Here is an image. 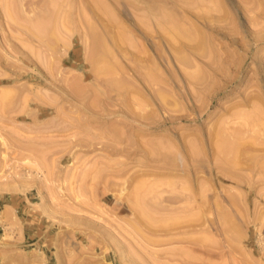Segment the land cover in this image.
<instances>
[{
	"label": "rangeland",
	"instance_id": "rangeland-1",
	"mask_svg": "<svg viewBox=\"0 0 264 264\" xmlns=\"http://www.w3.org/2000/svg\"><path fill=\"white\" fill-rule=\"evenodd\" d=\"M0 264H264V0H0Z\"/></svg>",
	"mask_w": 264,
	"mask_h": 264
},
{
	"label": "bare ground",
	"instance_id": "bare-ground-1",
	"mask_svg": "<svg viewBox=\"0 0 264 264\" xmlns=\"http://www.w3.org/2000/svg\"><path fill=\"white\" fill-rule=\"evenodd\" d=\"M103 8H104V7H103ZM103 8H102V10L100 9L102 13H103V11H104ZM151 12H152V11H151ZM104 14H107V12L104 11ZM107 16H108V14H107ZM157 17H158V16H157ZM163 17H164V16H163ZM68 18H69V17H68ZM155 18H156V17H155ZM163 19H164V18H163ZM70 20H71V19H70ZM159 21H160V20H159ZM30 23H31V22H30ZM38 23H39V21H38ZM86 23H87V22H86ZM154 23H155V22H154ZM159 23H160V22H159ZM31 24H32V23H31ZM34 24H35V23H34ZM42 24H43V22H42ZM88 24H89V23H88ZM44 27H45V26H43L42 28L44 29ZM88 27H89V26H88ZM92 27H93V26H92ZM36 28L39 29L38 27H36ZM36 28H35V29H36ZM40 28H41V27H40ZM89 28H90V27H89ZM23 29H24V28H23ZM104 29H106V28H104ZM33 30H34V28H33ZM44 30H46V29H44ZM30 31H31V30H30ZM40 31H41V30L39 29L38 32L41 34ZM42 31H43V30H42ZM120 31H121V30H120ZM122 31L124 32L125 30H122ZM35 32H36V31H35ZM29 33H30V32H29ZM31 33H32V31H31ZM102 33H103V32H102ZM102 33H101V34H102ZM42 34H43V33H42ZM44 34H45V33H44ZM98 34H99V33H98ZM31 35H32V34H31ZM33 35H35V34H33ZM117 35H118V34H117ZM117 35H116V36H117ZM127 35H128V34H127ZM35 36H36V35H35ZM37 36H38V33H37ZM45 36H46V35H45ZM95 36H96V35H95ZM189 36H191V35H189ZM110 37H111V36H110ZM124 37H125V36H124ZM36 38H37V37H36ZM39 38H40V37H39ZM111 38H112V37H111ZM126 38H127V37H126ZM126 38H125V40H126ZM191 38H193V37H191ZM37 39H38V38H37ZM41 39H42V38H41ZM96 39H97V38H96ZM98 39H99V38H98ZM119 39H120V38H119ZM119 39H118V40H119ZM39 40H40V39H38V41H39ZM46 40H47V39H46ZM42 41H43V39H42ZM91 41H93V39H92ZM100 41H101V40H100ZM103 41H104V40H103ZM103 41H101V43H102ZM40 42H41V41H40ZM46 42H48V41H46ZM112 42H114V41H112ZM41 43H42V42H41ZM91 43H92V42H91ZM117 43H118V42H117ZM121 43H122V42H121ZM47 44H48V43H47ZM102 46H103V45H102ZM104 47H105V46H104ZM106 48L108 49V47H106ZM110 48L112 49V47H110ZM48 49H49V48H48ZM110 51H111V50H110ZM106 52H107V51H106ZM112 53H113V52H112ZM99 54H100V53H99ZM92 55H93V54H92V51H91V56H92ZM110 55H111V54H110ZM112 55H113V54H112ZM105 56L108 57V53H107V55H105ZM99 57H100V56H99ZM103 57H104V56H103ZM110 57H111V56H110ZM182 59H183V58H182ZM185 59H186V58H185ZM187 60H188V58H187ZM188 61H189V60H188ZM98 63H99V62H98ZM98 63H97V66H98ZM102 63L104 64V61H102ZM103 64H102V67H105V66H103ZM106 65H107V64H106ZM110 65H111V64H110ZM118 65H119V64H118ZM95 66H96V65H95ZM99 67H100V64H99ZM99 67H97V68H99ZM119 67H120V65H119ZM97 68H96V69H97ZM107 68H109V67L106 66V69H107ZM110 68H111V66H110ZM112 68H113V66H112ZM100 69H103V68L100 67ZM100 69H97V70L100 71ZM104 69H105V68H104ZM104 69H103L102 72L104 73V71H105L104 75H105V77L107 78L106 69H105V70H104ZM107 70H108V69H107ZM94 71H95V69H94ZM108 71H109V70H108ZM108 71H107V72H108ZM116 71H117V70H116ZM116 71H115V72H116ZM150 71H152V70H150ZM109 72H110L111 74H109ZM109 72H108V77H109V75H111L109 78L112 77V79H114L113 77H115V75H112L114 72H111V71H109ZM139 72H140V71H139ZM148 72H149V71H148ZM144 73H145V72H144ZM199 73H200V72H199ZM142 74H143V73H142ZM147 74H148V73H147ZM150 74H151V73H150ZM156 74H157V73H156ZM194 74H195V73H194ZM196 74H197V73H196ZM104 75H99V74H98V76H103V77H104ZM140 75H141V74H140ZM141 77H142V75H141ZM143 77H144V74H143ZM148 77H149V76H148ZM157 77H158V76H157ZM192 77H193V76H192ZM192 77H191V78H192ZM140 79H141V78H140ZM146 79H147V78H146ZM194 79H196V78H194ZM108 80H109V82H110V79H108ZM144 80H145V78H144ZM149 80H150V78H149ZM152 80H153V79H152ZM152 80H151V81H152ZM154 80H155V78H154ZM147 81H148V80H147ZM107 82H108V81H107ZM154 82H155V81H154ZM161 82H162V81H161ZM77 83H78V81H77ZM77 83H75V84H77ZM115 83L117 84V80L115 81ZM115 83H114V84H115ZM147 83H149V82H147ZM151 83H153V81H152ZM75 84H74V85H75ZM108 84H109V83H107V85H108ZM156 84H157V83H156ZM158 84H159V83H158ZM158 84H157L156 86H158ZM109 85H111V84H109ZM117 85H120V83H118ZM150 85H151V84H150ZM80 86H81V84H80ZM105 86H106V85H105ZM114 86H115V85H114ZM114 86H112V87L114 88ZM77 87L80 89L79 86H77ZM106 88H107V86H106ZM118 88H119V87H118ZM120 88H122V87H120ZM120 88H119V90H120V91H123V90H121ZM75 89H76V88H75ZM79 89H77V90L79 91ZM81 89H84V88H81ZM81 89H80V90H81ZM108 89H109V88H108ZM114 89H116V88H114ZM123 89H124V87H123ZM78 91H76V92H78ZM107 91H108V90H107ZM109 91H110V89H109ZM112 91H113V89H112ZM79 92H80V91H79ZM103 92H104V91H103ZM113 92H114V91H113ZM158 92H159V91H158ZM161 92H163V91L161 90ZM165 93H166V92H165ZM77 94H78V93H77ZM159 94H160V95H163V93H162V94L159 93ZM79 95H81V94H79ZM82 95H83V94H82ZM157 95H158V94H157ZM158 96H159V95H158ZM98 97H99V96H98ZM98 97H97V99H98ZM160 97H161V96H160ZM165 99H167V98H165ZM162 100H163V99H162ZM165 101H166V100H165ZM138 102H139V101H138ZM141 103H142V102H141ZM137 105H138V106H141L142 104H140V105L137 104ZM143 105H144V104H143ZM130 108H131V107H130ZM142 108H143V107H142ZM142 108H141V109H142ZM145 108H147V106H146ZM131 109H132V108H131ZM144 110H146V109H144ZM130 112H131V111H130ZM133 113H135V112H133ZM133 113H132V114H133ZM135 115H136V114H135ZM135 115H133V116H135ZM137 116H138V115H137ZM131 117H132V116H131ZM140 117L142 118V115H141ZM138 119H139V118H138ZM141 129H142V128H141ZM223 131H224V130H223ZM227 131H228V130H227ZM228 132H229V131H228ZM223 133H225V132H223ZM225 134H226V133H225ZM225 134H224V135H225ZM114 135H115V134H114ZM115 136H116V135H115ZM221 138H222V137H221ZM224 139H225V138H224ZM226 139H228V138H226ZM226 139H225V140H226ZM220 142H221V141H220ZM225 143H228V142L225 141ZM229 143H230V142H229ZM149 145H150V144H149ZM157 145H158V144H157ZM221 145H222V144H221ZM231 145H232V144H231ZM151 146H152V144H151ZM222 146H223V145H222ZM158 147H159V146H158ZM158 147H157V148H158ZM224 147H225V146H223V148H224ZM157 148H156V149H157ZM228 148H229V147H228ZM228 148H227V149H228ZM159 151H160V150H159ZM155 152H156V151H155ZM151 153H152V152H151ZM159 154H160V153H159ZM151 155H152V154H151ZM162 155H164V154H162ZM166 155H168V154H166ZM156 156H157V155H156ZM163 159H164V158H162V160H163ZM168 160H171V159L168 158ZM139 162H140V161H139ZM170 162H171V161H170ZM174 162H175V161H174ZM171 163H172V162H171ZM165 164H167V163H164V165H165ZM143 165H144V164H143ZM169 166H171V165H169ZM155 167H157V166H155ZM165 167H166V166H165ZM168 168H169V167H168ZM173 169H174V168H173ZM155 170H156V169H155ZM155 170H153L154 173H155ZM163 170H164V169H162V171H163ZM158 171H159V170H158ZM160 171H161V170H160ZM156 172H157V170H156ZM157 174H158V173H157ZM157 174H156V175H157ZM146 175H148V174H146ZM155 182H156V181H155ZM142 183H144V182H142ZM150 183H151V182H150ZM148 184H149V183H148ZM143 185H145V183H144ZM150 185H151V184H149V186H150ZM147 187H148V186H147ZM139 188H141V187H139ZM147 189H148V188H147ZM124 190H125V189H123V191H124ZM143 190H144V189H143ZM148 190H149V189H148ZM148 190H147V191H148ZM144 191H146V190H144ZM144 191H143V192H144ZM159 191H160V190H159ZM141 193H142V192H141ZM146 194L148 195V193H146ZM152 194H153V192H152ZM135 195H136V194H135ZM143 195H144V194H143ZM155 196H156V194H155ZM156 197H158V196H156ZM137 198H138V196H137ZM148 198H149V197H148ZM154 198H155V197H154ZM135 199H136V197H135ZM141 200H142V199H141ZM141 200H140V203H142ZM150 200H152V199L150 198ZM187 200H188V199H187ZM190 201H191V200H190ZM136 202H137V201H136ZM146 202H147V201H145V204H146ZM133 203H134V202H133ZM138 203H139V200H138ZM136 204H137V203H136ZM136 204H134L135 207L137 206ZM131 206H132V205H131ZM148 206H149V205H148ZM153 206H155V205H153ZM139 207H140V204H139L138 208H139ZM132 208H133V207H132ZM136 208H137V207H136ZM141 211H142L141 214L143 213V214L146 215V213H148V212H145V211H143V210H141ZM136 212H137V211H136ZM138 212H139V211H138ZM134 213H135V212H134ZM142 216H143V215H142ZM146 216L148 217V215H146ZM149 216H150V214H149ZM137 217H138V216H137ZM143 218H145V217H143ZM148 218H150V217H148ZM148 218H147V220H148ZM137 219H138V218H137ZM135 220H136V219H135ZM149 220H150V219H149ZM164 220H165V219H164ZM174 220H175V219H174ZM174 220H173V221H174ZM130 221H131V220H130ZM130 221H129V222H130ZM173 221H172V222H173ZM138 223H140V221H138ZM164 223H165V222H164ZM175 223H176V222H175ZM165 224H166V223H165ZM170 224H171V221H170ZM170 224H169V225H170ZM140 225H141V227L143 226L142 224H140ZM166 225H167V224H166ZM172 225H173V224H172ZM133 227H134V231L136 232L135 234H137L138 236H140V238H143L144 241H146L147 243H150V242L152 241V239L150 240V238L148 237L149 235L146 236V234L143 232V229H142L139 225L134 224ZM147 231H148V230H147ZM145 232H146V231H145ZM147 234H149V233H147ZM150 236H151V234H150ZM143 240H142V241H143ZM150 244H154V241H152V243H150Z\"/></svg>",
	"mask_w": 264,
	"mask_h": 264
}]
</instances>
